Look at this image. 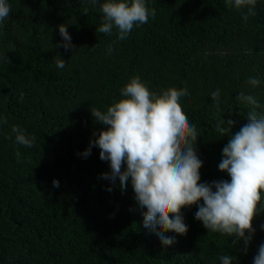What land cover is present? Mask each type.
I'll return each instance as SVG.
<instances>
[{
  "label": "trees",
  "instance_id": "obj_1",
  "mask_svg": "<svg viewBox=\"0 0 264 264\" xmlns=\"http://www.w3.org/2000/svg\"><path fill=\"white\" fill-rule=\"evenodd\" d=\"M145 2L155 18L118 40L115 27L111 35L96 31L104 22L100 4L8 0L12 12L0 22V117L8 121L0 126V264H221V255L253 264L264 243V213L246 244L209 233L195 218L198 205L185 207L187 234L164 232L175 240L165 246L144 226L146 209L135 200L131 179L125 190L119 177L104 179L110 162L100 159L98 146L83 156L109 127L91 108L106 111L134 76L158 94L187 88L179 102L197 126L201 183L231 180L218 167L230 134L215 129L231 119L234 135L248 122L251 106L237 99L241 91L264 106V0L247 21V8H229L226 0ZM61 24L75 46L67 51L56 46L64 42ZM250 77L260 86L247 85ZM217 89L219 108L210 95ZM256 111L264 114V107ZM13 125L35 137L32 147L16 143Z\"/></svg>",
  "mask_w": 264,
  "mask_h": 264
},
{
  "label": "clouds",
  "instance_id": "obj_2",
  "mask_svg": "<svg viewBox=\"0 0 264 264\" xmlns=\"http://www.w3.org/2000/svg\"><path fill=\"white\" fill-rule=\"evenodd\" d=\"M88 2L100 4L103 13L104 22L96 31L111 35L115 27L118 40L126 39L134 26L146 24L149 17L156 15V10L149 9L145 0ZM256 4L257 0H226L229 8H247L242 16L245 21L248 16L255 15ZM11 12L8 0H0V22L9 18ZM59 33L64 42L57 47L62 46L66 51L75 47L67 25L61 24ZM106 51L111 54L113 45ZM65 63L59 55L55 58L58 68H64ZM246 83L256 88L261 81L250 77ZM186 95L187 88L176 87L158 94L139 76L132 77L121 89L122 99L106 111L91 108L95 120L109 127L99 133L98 139L91 141L83 156L88 157L92 146H98L100 159L109 161L111 168L103 178L115 181L119 177L122 190L131 179L135 200L140 208L146 209L144 226L155 231L165 246L172 245L175 240L166 237L164 232L187 234L189 229L182 209L193 205H198L195 218L209 233L226 235L237 242L244 240L247 244L255 233V217L264 213V114L256 111L264 106L253 95L241 91L237 99L251 106L247 112L248 122L234 135L235 121L231 119L218 121L215 129L221 135L230 134L218 167L231 180L201 183L203 161L196 150L197 126L189 122L179 102ZM210 95L219 108L220 90ZM7 123L6 117H0V126ZM11 132L16 134L17 144L29 148L34 145L35 137L29 138L22 127L13 125ZM125 164L127 167L122 170ZM53 186L58 188L59 181L53 180ZM219 259L221 264H233L234 257L221 255ZM253 264H264V243L259 245Z\"/></svg>",
  "mask_w": 264,
  "mask_h": 264
}]
</instances>
